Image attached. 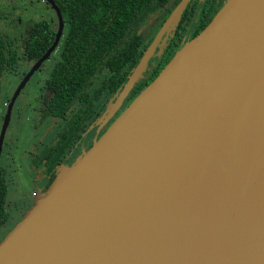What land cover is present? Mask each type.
<instances>
[{
    "label": "water",
    "instance_id": "95a60500",
    "mask_svg": "<svg viewBox=\"0 0 264 264\" xmlns=\"http://www.w3.org/2000/svg\"><path fill=\"white\" fill-rule=\"evenodd\" d=\"M44 1L55 11L57 29L9 101L0 148L15 95L61 36L60 11L53 0ZM187 1L179 0L161 22L115 91V107L142 76L161 37L171 36ZM256 102L258 109L251 110ZM263 113L264 0H225L98 138L54 176L0 241V264H159L164 257L175 263L193 229L210 149L223 134L238 167L229 170L237 188L223 210L230 213H222L226 222L237 217L236 207L249 191L246 166L252 164L254 173L264 165L263 160L254 166L264 146ZM263 241L221 264H264Z\"/></svg>",
    "mask_w": 264,
    "mask_h": 264
},
{
    "label": "trees",
    "instance_id": "16d2710c",
    "mask_svg": "<svg viewBox=\"0 0 264 264\" xmlns=\"http://www.w3.org/2000/svg\"><path fill=\"white\" fill-rule=\"evenodd\" d=\"M53 2L62 16L65 32L58 59L42 83L49 96L38 110L37 123L47 118L62 120L63 123L31 159L33 168L40 167L41 173L46 176L47 186L54 179V169L63 165L75 151L81 132L93 115L94 99L103 91L113 92L122 85L151 40H143L138 30L139 23L147 14L165 10L161 24L179 0ZM220 6H214L213 0H206L192 21L193 3L188 0L158 59L153 64L147 63L142 76L129 92L136 94L151 81L174 52L200 31ZM53 36L54 30L45 18L28 25L22 43L24 58L30 61L38 59L51 44ZM17 50L18 39L15 35H0V75L3 71H14ZM103 71L108 72L107 78L90 94L89 88ZM5 192V170L0 166V225L5 221Z\"/></svg>",
    "mask_w": 264,
    "mask_h": 264
},
{
    "label": "rangeland",
    "instance_id": "374dc122",
    "mask_svg": "<svg viewBox=\"0 0 264 264\" xmlns=\"http://www.w3.org/2000/svg\"><path fill=\"white\" fill-rule=\"evenodd\" d=\"M164 14L165 10H156L148 14L139 23L138 30L145 42L156 32ZM40 18L48 19L51 27L57 28L56 14L44 0H0V35L9 33L15 35L18 39L16 68L13 72L3 71L0 75V127L3 115L15 89L32 65V61H28L22 56V43L26 29L28 25ZM64 32L65 27L63 26L61 38L55 49L29 75L11 103L9 120L0 148V166L5 170L6 185L4 196L5 221L0 225V241L22 219L48 187L46 185V176L41 173L39 167H31L30 159L34 153L50 140L63 123L62 120L54 121L52 118H47L41 123H37V119L38 110L49 96L42 83L54 62L58 59ZM166 35L164 34L161 37L155 47L149 61L151 64L158 59L160 51L166 43ZM107 75L108 72L106 71L98 75L89 88L90 94L101 86ZM116 90L113 92L103 91L97 99H94V113L91 119L86 122L81 132V138L76 143L75 151H73L74 153L72 152L73 155L71 154L74 157L78 153L74 159L81 155L98 138L135 95L131 92L128 93L115 107L114 93ZM107 111H109V116L103 118V114ZM260 124L264 127V113ZM263 160L264 146L254 166L256 165L259 168ZM71 163L72 161L68 160L63 164V167L61 166L62 164L57 166L53 172L54 176L56 177L64 168L69 167ZM250 165L246 166V174L250 173L251 176L247 178L245 192L254 186L257 180L261 181L264 178V165L261 170L254 173L251 168L253 165Z\"/></svg>",
    "mask_w": 264,
    "mask_h": 264
},
{
    "label": "bare ground",
    "instance_id": "6f19581e",
    "mask_svg": "<svg viewBox=\"0 0 264 264\" xmlns=\"http://www.w3.org/2000/svg\"><path fill=\"white\" fill-rule=\"evenodd\" d=\"M254 109H258L257 102L251 105V110ZM224 137V134L220 140L216 137L211 145L209 172L198 191L199 199L194 202L189 240L175 263L164 257L159 259V264H221L239 257L264 238V181L257 180L249 189L246 198L237 205V217L232 222H226L228 215L222 213H230L229 208L223 210L227 209L237 188L231 182L233 173L229 170L232 166L238 167L230 160ZM182 230L185 232L186 227Z\"/></svg>",
    "mask_w": 264,
    "mask_h": 264
},
{
    "label": "flooded vegetation",
    "instance_id": "af4514ba",
    "mask_svg": "<svg viewBox=\"0 0 264 264\" xmlns=\"http://www.w3.org/2000/svg\"><path fill=\"white\" fill-rule=\"evenodd\" d=\"M205 1H206V0H191V2L193 3V10H192V14H191V19H192V21L194 20V18H195V17L198 15V13L200 12V9H201V7L203 6V4L205 3ZM224 1H225V0H213V4H214V6L217 5V4H220V5H221ZM218 8H219V7H218ZM218 8H217V9H218ZM217 9H216V10H217ZM54 12H55V11H54ZM149 14H150V13H149ZM147 15H148V14H147ZM147 15H146V16H147ZM61 17H62V16H61ZM40 19H41V18H40ZM45 19H46V18H45ZM38 20H39V19H38ZM46 20L48 21V19H46ZM143 20H144V19H143ZM36 21H37V20H36ZM48 22H49V21H48ZM62 22H63V19H62ZM49 25H50V23H49ZM192 25H193V23H192ZM63 26L65 27L64 23H63ZM50 27H51V25H50ZM158 27H159V26H158ZM51 28H52V27H51ZM62 28H63V27H62ZM52 29L54 30V33H55V31H56L57 28H56V29L52 28ZM141 35H142V34H141ZM53 37H54V36H53ZM60 38H61V36H60ZM60 38H59V40H60ZM52 40H53V39H52ZM58 42H59V41H58ZM56 46H57V45H56ZM50 54H51V53H50ZM22 56H23V55H22ZM23 57H24V56H23ZM28 61H30V60H28ZM149 61H150V60H149ZM149 61H148V62H149ZM33 62H34V61H32V64H33ZM41 64H42V63H41ZM41 64H40V65H41ZM38 67H39V66H38ZM129 93H130V92H129ZM93 113H94V112H93ZM92 116H93V115H92ZM57 121H58V120H57ZM56 131H57V130H56ZM75 147H76V145H75ZM38 151H39V150H38ZM38 151H37V152H38ZM37 152H36V153H37ZM73 153H74V152H73ZM73 153H71V154L73 155ZM34 154H35V153H34ZM34 154H33V155H34ZM71 154L68 156V160H70V161H71V160H72V159H73L78 153H77L74 157H72ZM32 157H33V156H32ZM32 157H31V159H32ZM69 158H71V159H69ZM31 159H30V165H31ZM68 160H67V161H68ZM31 167L33 168L32 165H31ZM39 168H40V167H39ZM40 171H41V169H40Z\"/></svg>",
    "mask_w": 264,
    "mask_h": 264
}]
</instances>
